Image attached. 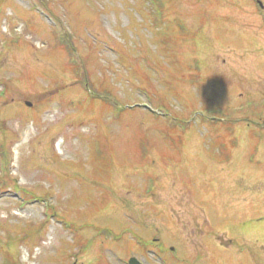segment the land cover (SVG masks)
<instances>
[{
  "label": "rangeland",
  "instance_id": "obj_1",
  "mask_svg": "<svg viewBox=\"0 0 264 264\" xmlns=\"http://www.w3.org/2000/svg\"><path fill=\"white\" fill-rule=\"evenodd\" d=\"M253 3L0 0V264H264Z\"/></svg>",
  "mask_w": 264,
  "mask_h": 264
},
{
  "label": "water",
  "instance_id": "obj_2",
  "mask_svg": "<svg viewBox=\"0 0 264 264\" xmlns=\"http://www.w3.org/2000/svg\"><path fill=\"white\" fill-rule=\"evenodd\" d=\"M28 105H30V103L27 102ZM130 264H141L139 261H137L136 258L132 257L129 260Z\"/></svg>",
  "mask_w": 264,
  "mask_h": 264
},
{
  "label": "trees",
  "instance_id": "obj_3",
  "mask_svg": "<svg viewBox=\"0 0 264 264\" xmlns=\"http://www.w3.org/2000/svg\"><path fill=\"white\" fill-rule=\"evenodd\" d=\"M63 46H65L64 44H62ZM222 239V238H221ZM229 242V241H228Z\"/></svg>",
  "mask_w": 264,
  "mask_h": 264
}]
</instances>
